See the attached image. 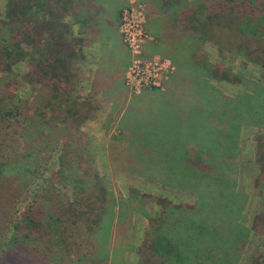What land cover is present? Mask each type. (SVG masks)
Returning a JSON list of instances; mask_svg holds the SVG:
<instances>
[{"label": "trees", "instance_id": "16d2710c", "mask_svg": "<svg viewBox=\"0 0 264 264\" xmlns=\"http://www.w3.org/2000/svg\"><path fill=\"white\" fill-rule=\"evenodd\" d=\"M111 2L7 0L0 15V74H11L15 64L28 61L23 80L35 92L32 101H11L1 117L18 120L21 138L33 141L31 155L59 149L56 176L72 192L68 203L59 202L54 216L45 218L46 212L36 205L37 212L26 211L20 225L42 229L43 240L34 243L42 240L55 263L124 264L111 252L124 250L120 246L129 231L124 226L127 213L120 211L123 203L100 174L94 138L83 129L106 104L103 124L106 130L116 129L107 148L113 175L131 172L198 193L190 207L162 200L142 250L144 264H237L249 236L238 220L246 204L235 183L238 138L242 127L259 131L257 164L264 175V87L255 85L251 95L236 99L205 86L197 95L159 90L135 95L125 79L121 82L117 65L115 79L104 72L84 96L82 40L67 20L79 29L90 26L112 35L116 15ZM152 6L157 26L162 18L167 24L164 35H155L148 27L149 15L152 42L166 45L158 54L182 57L184 64L194 65L196 75L206 77L210 70L215 80L232 83L229 71L199 60L201 45L220 46L221 34L231 52L264 69V0H158ZM110 58L106 65H113ZM187 81L183 84L192 82ZM260 226L264 232V224ZM20 231L17 225L15 235ZM48 235L52 244L45 242ZM82 248L90 252L76 258L73 250ZM254 264H264V252Z\"/></svg>", "mask_w": 264, "mask_h": 264}, {"label": "rangeland", "instance_id": "374dc122", "mask_svg": "<svg viewBox=\"0 0 264 264\" xmlns=\"http://www.w3.org/2000/svg\"><path fill=\"white\" fill-rule=\"evenodd\" d=\"M6 1L0 0V15L5 11ZM159 1L162 2V0ZM132 3L146 13L145 30L147 31L149 15L151 20L148 27H151L155 22L154 6H151L148 0H129L125 8ZM162 19L164 20V18ZM147 33L150 35L149 31ZM217 42H221L220 46L216 44L218 48L210 43L201 45L202 51H200L199 60H204L214 67L219 65L225 69L226 73L229 71L231 73H229V79L232 80V83L215 80L214 76L212 75V77L209 73L210 70H207L205 87L208 83L210 89H215L224 97L232 99L251 95L255 85L264 87V69L261 66L251 63L249 58L242 56L236 50L231 52L230 47H225L228 45L222 44L225 41L221 34H219ZM149 44L150 42L146 45L145 59L152 60L158 55L162 56L157 51L150 54ZM197 47H200L199 44ZM169 59L175 70L173 74H169L170 76L168 73H163L162 80L166 81L168 86L160 92L168 91L167 93L176 94L174 88L173 91L171 90V85H173L180 67L176 62V60L178 61L176 56ZM29 67L28 61H23L12 67L11 74H0V264H24L25 262L58 264L52 261V254L46 255V252L50 251L42 242L45 236L42 229L30 231L20 223L24 219L23 214L29 209L37 212L36 205L46 212L45 218L49 219L52 214L54 216L58 211L59 202L68 203L72 197L68 184L56 176L59 169V149L31 155L33 141L26 142L21 138L18 120L6 121L1 117L5 109L11 108L13 105L11 103L17 102L19 99L33 100L35 92L23 80V77L29 72ZM168 71H171V67L168 68ZM188 81L191 79L189 78ZM193 82L195 83V79ZM176 84L175 81L174 85L176 86ZM178 84L180 85V80H178ZM128 90L132 93L130 89ZM136 99H140V97L138 96ZM105 105L102 104V108L84 124L83 129L94 138L93 145L96 150V163L100 174L108 179L114 197L123 203V208H120V211L124 209L127 213V221L124 226L129 231L123 233L121 241L125 244L120 246V249L124 250L121 253L114 250V253L111 252V256L113 254V259L118 257V261L124 260V264H144L147 257L142 250L152 225L151 219L159 215L162 200L170 201L177 206L190 207L198 199V193L131 172L113 175L107 160V148L116 129L115 127L111 130L105 129L103 117L108 112V106ZM9 123L10 126H8ZM258 133L256 128L242 127L238 138L239 148L234 172L236 191L246 198V204L238 220L248 228L249 236L237 264H254L264 252V232L259 230L260 224H264V175L260 172V167L257 164L256 139ZM29 154L30 156H28ZM17 225L21 230L18 236L15 235ZM15 237H18L16 241ZM24 237H29V239ZM36 238H42V240H38V244H36L34 243ZM45 242L52 244L50 235L46 237ZM73 251L76 258L90 252L87 248H82L81 251L74 249Z\"/></svg>", "mask_w": 264, "mask_h": 264}, {"label": "crops", "instance_id": "0c3cea01", "mask_svg": "<svg viewBox=\"0 0 264 264\" xmlns=\"http://www.w3.org/2000/svg\"><path fill=\"white\" fill-rule=\"evenodd\" d=\"M128 1L129 0H112V2L110 3L113 12L115 11L116 15L115 21H113L112 25L114 30V32H112V35H110V33H100L99 30H94V27L90 26H83L84 28L79 29L76 25H74L71 18L67 20L70 25L73 24L72 29L74 30V34L82 40L80 51L85 57L83 58L84 60L81 63L80 70L82 73V94L84 95V93H86V95L84 96H87L91 92L93 85L92 82H94L97 76L101 79L104 77V72H106L105 77H112L113 79H115L116 74H113V72L115 73L114 68H116L117 65L121 68L119 70L121 71V82L123 83L125 79L126 69L130 64L131 57L129 51L127 50L121 39V35L119 32V20L122 9L128 4ZM157 1L155 3H157ZM148 2L151 6L154 4L153 0H148ZM101 6L102 5L99 4V8ZM156 19L157 17L155 18V22L157 23ZM155 22L150 27V31L153 32L155 35L156 33L164 35L165 29L167 28V24L165 23V21L160 20L159 22H162V24H158V26L157 24H155ZM165 50L166 45L164 44H149L150 54L156 51L163 52ZM110 56H112V58H110ZM108 57L110 58L111 63H113V65H110L108 62L106 65V59ZM176 57L178 58V61L176 59L175 60L178 63L180 70L175 76L173 85H171V90L173 91L174 88L175 93L178 94V96H183L184 94L186 95V93L189 95H197L199 93V88L204 87L206 85L207 81L205 80V76L202 77V75L200 76V74L196 75L192 71L194 70V65L191 62H188V64L186 65L184 64L182 57ZM189 66H191L192 68H190ZM183 78L186 81L190 78L192 82L185 83L186 85H184L182 80ZM194 79L195 83L193 82ZM178 80H180V85L178 84ZM175 81L177 82L176 86L174 85ZM206 88L210 89L208 83ZM210 90L215 91V89L212 88ZM101 91L102 90H100V92Z\"/></svg>", "mask_w": 264, "mask_h": 264}, {"label": "built area", "instance_id": "2783aa9c", "mask_svg": "<svg viewBox=\"0 0 264 264\" xmlns=\"http://www.w3.org/2000/svg\"><path fill=\"white\" fill-rule=\"evenodd\" d=\"M146 22V13L134 6V3L126 7L120 17L119 32L123 44L131 54V63L125 75V83L135 95H140L147 90L164 91L168 83L162 80L163 73L171 75L175 70L171 60L167 57L158 55L152 60L145 59L146 45L153 41L145 30Z\"/></svg>", "mask_w": 264, "mask_h": 264}]
</instances>
